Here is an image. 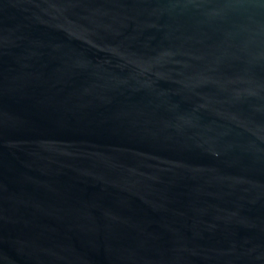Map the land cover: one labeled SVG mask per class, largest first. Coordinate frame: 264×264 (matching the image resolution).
Listing matches in <instances>:
<instances>
[{
  "label": "water",
  "instance_id": "water-1",
  "mask_svg": "<svg viewBox=\"0 0 264 264\" xmlns=\"http://www.w3.org/2000/svg\"><path fill=\"white\" fill-rule=\"evenodd\" d=\"M0 264H264V0H0Z\"/></svg>",
  "mask_w": 264,
  "mask_h": 264
}]
</instances>
